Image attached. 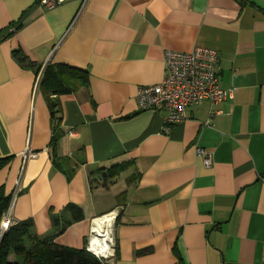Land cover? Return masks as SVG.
<instances>
[{
    "label": "crops",
    "instance_id": "crops-1",
    "mask_svg": "<svg viewBox=\"0 0 264 264\" xmlns=\"http://www.w3.org/2000/svg\"><path fill=\"white\" fill-rule=\"evenodd\" d=\"M196 45L218 51L232 97L172 125L139 109L164 52ZM48 64L67 74L50 96ZM0 158L32 237L82 248L115 212L112 264H264V0H0ZM116 167L119 188L90 185Z\"/></svg>",
    "mask_w": 264,
    "mask_h": 264
},
{
    "label": "built area",
    "instance_id": "built-area-1",
    "mask_svg": "<svg viewBox=\"0 0 264 264\" xmlns=\"http://www.w3.org/2000/svg\"><path fill=\"white\" fill-rule=\"evenodd\" d=\"M87 1L81 0L82 7ZM64 2L66 0H38L40 6L48 9ZM218 56L217 50L199 45L187 52L166 50L163 57V78L158 83L139 87L136 96L138 108L141 110L163 111L165 122L172 125L186 119V108L188 106L207 102L210 107H213L218 102L232 97L233 88L223 89L220 86ZM213 114L214 111L211 110L209 116L211 117ZM196 152L202 157L205 166L209 167L211 165L210 153L202 148H197ZM36 156V152L26 151L27 158H35ZM15 197L16 191L10 199L8 208L2 215L0 235L16 223L11 217ZM91 237L92 227L87 237L86 251L98 258L103 264H112V260L116 256L113 230H111L106 249L101 248V250L93 247Z\"/></svg>",
    "mask_w": 264,
    "mask_h": 264
},
{
    "label": "trees",
    "instance_id": "trees-1",
    "mask_svg": "<svg viewBox=\"0 0 264 264\" xmlns=\"http://www.w3.org/2000/svg\"><path fill=\"white\" fill-rule=\"evenodd\" d=\"M65 74L59 66L53 68L49 64L45 65L40 80L41 89L48 93V96L56 94L58 87L65 85L67 75ZM68 75L73 76V74ZM76 77L82 78L81 75ZM49 105L53 133L55 134L59 120L55 117L54 103L50 101ZM7 162L8 159L0 158V170ZM117 168L112 169L107 175H102L99 181L90 179V185L97 182L107 188L119 175L120 169ZM9 202L10 197L3 196L0 189V221ZM30 230L29 222H16L2 236L0 235V264H103L98 258L87 252L85 247L72 248L56 244L47 238H35L31 236ZM10 254H14L21 261H10L8 259Z\"/></svg>",
    "mask_w": 264,
    "mask_h": 264
},
{
    "label": "bare ground",
    "instance_id": "bare-ground-1",
    "mask_svg": "<svg viewBox=\"0 0 264 264\" xmlns=\"http://www.w3.org/2000/svg\"><path fill=\"white\" fill-rule=\"evenodd\" d=\"M115 217V212H111L97 220H94V230L92 231L91 245L96 248L106 249L108 246L109 232L112 230V223ZM96 222V224H95ZM107 246V247H105ZM101 249V250H102Z\"/></svg>",
    "mask_w": 264,
    "mask_h": 264
},
{
    "label": "rangeland",
    "instance_id": "rangeland-1",
    "mask_svg": "<svg viewBox=\"0 0 264 264\" xmlns=\"http://www.w3.org/2000/svg\"><path fill=\"white\" fill-rule=\"evenodd\" d=\"M125 175V173H123V174H121V176H117V178H116V180H117V188H119L122 184H123V182H120V179H122V177ZM114 223V222H113ZM113 223H112V228H113ZM109 235L111 236V232H109ZM108 246V245H107ZM107 246H105V247H107ZM19 261H21V259L20 258H17Z\"/></svg>",
    "mask_w": 264,
    "mask_h": 264
},
{
    "label": "water",
    "instance_id": "water-1",
    "mask_svg": "<svg viewBox=\"0 0 264 264\" xmlns=\"http://www.w3.org/2000/svg\"><path fill=\"white\" fill-rule=\"evenodd\" d=\"M44 70V66L42 67V70H41V73H42V71ZM3 234H1V236H2Z\"/></svg>",
    "mask_w": 264,
    "mask_h": 264
}]
</instances>
